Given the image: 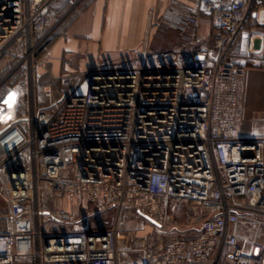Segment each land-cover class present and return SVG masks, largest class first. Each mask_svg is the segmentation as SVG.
<instances>
[{"label": "built area", "instance_id": "obj_1", "mask_svg": "<svg viewBox=\"0 0 264 264\" xmlns=\"http://www.w3.org/2000/svg\"><path fill=\"white\" fill-rule=\"evenodd\" d=\"M56 1L0 0V61L25 70L20 110L0 106V264H119L132 217L176 233L130 249L142 264H264L263 139L238 133L244 73L264 70V0L170 1L162 21L183 40L165 65L90 69L59 97L43 88L42 107L35 55Z\"/></svg>", "mask_w": 264, "mask_h": 264}, {"label": "crops", "instance_id": "obj_2", "mask_svg": "<svg viewBox=\"0 0 264 264\" xmlns=\"http://www.w3.org/2000/svg\"><path fill=\"white\" fill-rule=\"evenodd\" d=\"M170 1L192 8L196 0H57L58 9L52 10L53 14H59L61 7L68 8L59 17L60 24L39 58V90L50 88L54 96L59 97L90 69L165 65L170 60L168 54L172 48L183 40L176 30L162 21ZM200 32L203 35L211 33L209 19L201 20ZM14 96L15 92L10 93L7 88L6 95L0 98L1 104L7 100L15 106L17 96ZM14 114L15 111L5 118ZM0 120H5L2 113ZM238 133L241 138L263 139L264 149L262 69L249 68L242 78ZM2 201L0 195V206ZM123 261L142 264L140 257L127 260L120 255L119 264Z\"/></svg>", "mask_w": 264, "mask_h": 264}, {"label": "rangeland", "instance_id": "obj_3", "mask_svg": "<svg viewBox=\"0 0 264 264\" xmlns=\"http://www.w3.org/2000/svg\"><path fill=\"white\" fill-rule=\"evenodd\" d=\"M57 3L53 4L52 10H57ZM65 7V6H64ZM66 9L68 7H65ZM63 7H61L59 14L52 15L51 23L57 22L59 20V17L64 13ZM69 19V18H68ZM35 66L36 70L38 72L39 67V59H38V52L35 55ZM15 63L11 61L10 59H3L0 61V98L6 95L7 88L14 89L15 87H18L19 82L25 78V70L23 69H14ZM38 76V75H37ZM26 87V86H25ZM22 88L25 98H27V90L24 87H19V89ZM36 89V88H35ZM37 89H40L37 87ZM38 99L40 106H45L46 101L44 100V96L42 93V90L38 91ZM15 97V96H14ZM17 98V103H19V106L21 105V101H19L20 97ZM1 104V102H0ZM26 106V105H25ZM24 108V105H22ZM21 108V106H20ZM19 108V110H20ZM4 209V202L2 201V205L0 206V213ZM180 213L179 215H173V222L177 223L179 225H185L190 222L191 218V212L189 211L188 207L183 205L180 207ZM111 214H106L104 218H110ZM171 224V223H170ZM169 231V230H168ZM168 231L159 230L154 225H152L149 221L140 218H129V219H123L120 222L119 227V247L122 250V253L120 254L122 257H126L127 260H135L137 257H139V254L130 252V249L133 247H136L138 245V242L142 239H149V240H155L158 238L161 239H168L169 237L176 235V233H171ZM247 234V232H246ZM259 241L264 244V237H260ZM128 257V258H127ZM122 264H129L128 261H123Z\"/></svg>", "mask_w": 264, "mask_h": 264}, {"label": "trees", "instance_id": "obj_4", "mask_svg": "<svg viewBox=\"0 0 264 264\" xmlns=\"http://www.w3.org/2000/svg\"><path fill=\"white\" fill-rule=\"evenodd\" d=\"M49 42L42 45L38 50V59L41 57V55L44 53V51L47 49Z\"/></svg>", "mask_w": 264, "mask_h": 264}]
</instances>
